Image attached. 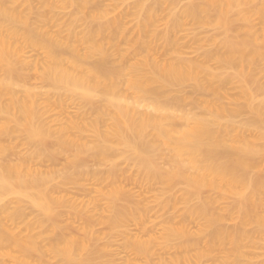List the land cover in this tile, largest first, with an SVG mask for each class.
Returning <instances> with one entry per match:
<instances>
[{"label":"rangeland","instance_id":"obj_1","mask_svg":"<svg viewBox=\"0 0 264 264\" xmlns=\"http://www.w3.org/2000/svg\"><path fill=\"white\" fill-rule=\"evenodd\" d=\"M224 1L91 0L84 22L74 7L58 1L46 8L39 0H0L26 17L11 27L22 61L0 66V76L8 75L12 84L0 97V163L21 164L27 182L22 195L0 196V264H264V194L244 203L227 188L172 178L176 138L166 147L151 129L146 135L114 134V109L105 95L96 91L88 100L80 89L47 80L44 51L37 45L44 42L37 30L70 42L91 34L107 59L97 53L94 59L81 56L79 64L117 71L113 95L144 105L130 87L144 83L147 102L188 116L189 126L202 123L223 144L198 155L231 163L236 171L238 162H253L258 168L238 171L264 184V116L246 106L232 75L238 61L223 62L251 36L262 41L260 21L251 15L258 3L244 6L251 21L243 22L236 11L225 14ZM192 9L194 15L186 14ZM78 45L81 54L89 46ZM179 60L195 63L189 72L201 88L192 80L162 85L155 78V69ZM257 79L264 81L261 74ZM11 99L31 105V127H21L27 116L20 108L6 110ZM69 120L81 130L69 129L61 139ZM164 124L178 129L186 122ZM143 137L150 140L146 148L138 144ZM121 138L131 144H120ZM235 146L256 154L236 152ZM39 178L44 184L32 183Z\"/></svg>","mask_w":264,"mask_h":264},{"label":"bare ground","instance_id":"obj_2","mask_svg":"<svg viewBox=\"0 0 264 264\" xmlns=\"http://www.w3.org/2000/svg\"><path fill=\"white\" fill-rule=\"evenodd\" d=\"M26 1L30 3V0ZM39 1L46 8H52L55 1L60 2L62 5L72 6L76 10V15H79L82 21L87 22L89 15L85 12V9L91 0ZM256 3L258 5L254 7L251 15L260 21V31L263 34L262 41H258L255 37L251 36L247 42L232 49L229 55L223 58V62L227 65H234L238 61L239 68L233 70L232 75L239 79L240 90L244 94L246 106L256 112L258 116H264V81L261 83L257 79V74H261L264 77V53L258 48L260 42L264 45V0H227L221 5L225 14L236 11L239 19L243 22H250L251 15L244 12L243 8L246 5H254ZM195 11L192 9L186 10L185 12L192 16L195 14ZM25 22L26 17L14 6L7 7L0 5V66L2 68H8L16 61H22V55L14 43L18 36L13 32L11 27H14L15 24ZM37 33L44 39V42L37 44L44 51L42 69L44 77L52 83L64 85L66 88L80 89L88 100L93 97L94 92L101 91L102 95H105L107 103L114 109V134L117 135L119 133L121 135L124 132L136 130L146 135L147 130L151 129L157 142L166 147L169 146V141L172 138L177 139L176 144L171 148L170 159L173 161L174 167L168 171L169 176L172 178H181L190 186L202 187L211 184L217 187L227 188L230 190L231 195L238 200H242L244 203H250L254 197H260V195L264 194V184L256 178V175L251 177L241 175V172L245 169L258 168L255 163L238 162V165H240L238 170L241 171L239 172L238 170H232L233 166L231 163L222 165L219 159L213 160L209 157L198 155L204 149L223 145L219 138L206 132L205 126L202 123L197 122L193 126H189L187 120L190 118L188 116L178 117L166 106L147 102L146 100H148L149 94L146 93L144 83L138 84L137 86L130 84L131 88H136V93L141 101H145L144 105L132 102L123 94L113 95L112 93L116 91L113 88L114 81L119 79L117 71L107 72L99 66L82 67L79 64V58L81 56L94 59L96 54L99 53V60L105 61L107 59V55L103 51L101 53L99 47L93 43L91 34L89 36L84 35L70 42L52 37L43 30H37ZM78 43L89 44L88 48L86 46L82 54L79 51ZM50 46L62 50L61 53H52ZM177 63L179 64L170 62L159 66L157 69L154 68L155 78L160 84L171 85L184 80H192L198 89L201 88L197 77L194 73L189 72L191 68L195 67V63L182 60H179ZM256 64L259 67H256ZM145 76L143 74V77ZM9 79V76L6 74L0 76V97L2 90L10 93L12 84ZM30 106L26 102L11 99L6 110L20 108L23 115L27 116V120H25L24 125H21V127H31L32 124L29 118ZM134 113L136 117H134ZM177 120L186 122V124L178 129L167 128L164 124L167 121ZM69 129L81 130V126L77 121L69 120L65 128L60 130L62 131L60 134L61 139L67 138L66 133ZM93 129L96 134H99L95 131L94 127ZM102 140L105 142L104 139ZM119 142L120 144H125L127 141L121 138ZM127 143L129 145L131 144L130 142ZM149 143L150 140H147L145 137L138 141V144H141L145 148L149 146ZM233 149L236 152L249 153L251 155L256 154V150L251 147L243 148L235 146ZM20 167L21 164H13L9 160L0 163V196L3 191H10L12 194L17 195L23 194L21 190L26 187L27 182L21 176L22 170ZM28 171V173H31L30 169ZM153 171L157 173L156 171L159 170H155L154 168ZM44 181V178H39L32 183L40 185L44 184ZM234 187L239 189H235ZM237 207L241 209L239 204ZM261 222L264 225V216L261 218ZM128 231L125 228L122 234L127 237ZM12 244L19 248L24 247L23 242L20 240L12 239ZM63 251L67 253V250L63 249Z\"/></svg>","mask_w":264,"mask_h":264}]
</instances>
